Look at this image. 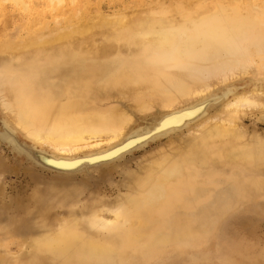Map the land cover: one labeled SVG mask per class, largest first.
I'll use <instances>...</instances> for the list:
<instances>
[{
	"label": "bare ground",
	"instance_id": "1",
	"mask_svg": "<svg viewBox=\"0 0 264 264\" xmlns=\"http://www.w3.org/2000/svg\"><path fill=\"white\" fill-rule=\"evenodd\" d=\"M1 3L11 10L0 15V125L65 179L9 199L0 186V214L11 216L0 224V264H152L205 232L214 207L264 202V181L252 180L264 137L239 122L244 110L264 116V0H131L112 12L90 0ZM244 76L249 89L232 93ZM171 132L121 173L115 197L82 198L81 184L67 185Z\"/></svg>",
	"mask_w": 264,
	"mask_h": 264
},
{
	"label": "rangeland",
	"instance_id": "2",
	"mask_svg": "<svg viewBox=\"0 0 264 264\" xmlns=\"http://www.w3.org/2000/svg\"><path fill=\"white\" fill-rule=\"evenodd\" d=\"M127 1L131 0H90V4L92 11L100 9L112 12L124 6ZM6 4L8 8L5 3L0 5L1 16L11 10L9 3ZM2 29L3 27L0 25V31ZM250 83L251 79L248 76L234 80L231 85L232 93H240L249 89ZM217 91L220 90L217 89ZM232 93H228L226 99H230ZM106 97H109L110 102L113 101L112 96ZM221 108L222 105L219 104L208 115H214ZM240 117V126L247 130L249 138L264 137V116L261 117L256 110H244ZM0 120H2L1 110ZM145 121L144 115L136 113L132 126L142 127ZM175 134L171 132L166 136L148 140L144 145L123 154L100 169L92 167L88 172L73 175L72 178L66 180L67 185L81 184L82 198L93 199L100 196L113 198L117 195L116 189L121 186V173L124 170L136 169L144 160L159 153L172 141L171 138L175 137ZM34 147L39 146L21 132L15 131L13 135H9L0 125V157L3 164L0 186L4 188L6 198L26 196L35 186L49 187L53 181L65 179V176H59L56 172L44 169L36 162L32 155ZM252 180L264 181V170L255 173ZM228 186L229 184L223 186L224 188L219 194L223 201L235 191H232ZM248 191L244 192L248 193ZM260 195L264 201V195L261 193ZM246 201L238 202L229 210L222 206L214 207L215 211L210 212L207 215L208 218L202 221V228L206 231L202 230L205 232H198L195 236L190 235V242L184 247H179V252L173 256L168 254L162 258L157 257L159 261L152 264H264V202L255 205V202L262 201L255 196L249 200L246 199ZM63 210V206L58 205L53 211L59 215ZM10 220L11 216L8 213L0 214V224L4 225ZM21 220L22 216L19 215L18 221L21 222ZM209 223L212 224L210 229L207 227ZM9 247L11 252L16 253V240H11ZM182 250L183 253H180ZM156 253L160 254V250ZM139 258L142 260L141 257ZM129 263L128 261L122 263L108 261L103 264ZM144 264L147 262L145 261Z\"/></svg>",
	"mask_w": 264,
	"mask_h": 264
},
{
	"label": "snow or ice",
	"instance_id": "3",
	"mask_svg": "<svg viewBox=\"0 0 264 264\" xmlns=\"http://www.w3.org/2000/svg\"><path fill=\"white\" fill-rule=\"evenodd\" d=\"M168 123H169L168 121H165L164 124L162 125V127H166L168 125Z\"/></svg>",
	"mask_w": 264,
	"mask_h": 264
}]
</instances>
